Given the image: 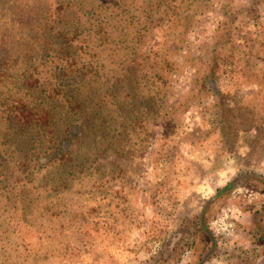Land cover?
<instances>
[{"label":"trees","instance_id":"1","mask_svg":"<svg viewBox=\"0 0 264 264\" xmlns=\"http://www.w3.org/2000/svg\"><path fill=\"white\" fill-rule=\"evenodd\" d=\"M216 2L220 0L0 4V243L31 252V239H42L46 224L63 217L69 224L79 221L74 195L104 191L105 182L125 174L120 163L107 165L110 155L102 144L112 138L121 158L123 128L138 140L145 125L163 127L169 117L187 111L180 105H158L151 121L146 116L156 99L165 104L173 95L187 66L195 71L198 92L208 89L216 99L222 96L218 46L209 57L182 55L198 17L211 12ZM260 6L264 0H248L242 12L255 18ZM255 25L259 31L252 32L251 55L260 59L264 20ZM251 79L254 98L264 102V65H252ZM234 182L217 188L207 203L235 188ZM87 212L84 224L95 215L93 209ZM203 213L193 221V232L206 238L209 247L196 264H204L217 248ZM256 214L263 216L264 225V211Z\"/></svg>","mask_w":264,"mask_h":264},{"label":"rangeland","instance_id":"2","mask_svg":"<svg viewBox=\"0 0 264 264\" xmlns=\"http://www.w3.org/2000/svg\"><path fill=\"white\" fill-rule=\"evenodd\" d=\"M247 5L216 2L198 17L182 54L209 57L218 46L222 96L198 92L195 71L187 66L173 95L165 104L156 99L146 116L151 121L158 105L187 111L163 127L145 125L138 140L123 128L121 158L112 138L102 144L110 155L107 165L118 162L125 174L105 182L103 192L75 194L79 221L69 224L63 217L46 224L48 236L33 237L31 252L0 243V264H196L209 247L193 232L203 212L217 244L204 264H264V234L258 231L263 216L256 214L264 211V102L254 98L251 79L252 65H264V55H251L264 6L252 18L242 12ZM234 178L235 188L207 203ZM92 209L95 215L84 224Z\"/></svg>","mask_w":264,"mask_h":264}]
</instances>
